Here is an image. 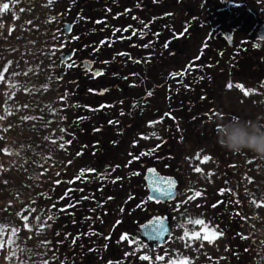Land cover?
I'll return each mask as SVG.
<instances>
[{"label":"rangeland","instance_id":"1","mask_svg":"<svg viewBox=\"0 0 264 264\" xmlns=\"http://www.w3.org/2000/svg\"><path fill=\"white\" fill-rule=\"evenodd\" d=\"M256 2L252 5L254 8L247 13L253 15L258 12L259 19L264 20V0H260L258 4ZM179 4H181V0H175V8ZM62 9L65 10V5L62 8V0H0V264H56L55 260L48 259L47 255L50 250L47 249L44 252V247H50L54 243L49 241V236L53 235L55 231L58 206L65 202L64 199L61 203L59 200L53 202L51 199L55 192L59 196L60 183L58 182H60V174L65 172L64 166L71 168V158H67L71 144L67 143V138L70 134L68 129L71 130L68 124H70L72 116L68 110H65L67 111L65 115L57 105L60 100H63L66 84L74 87L78 83L76 81L70 84L68 80L75 78L80 83L90 80L92 77L89 74V77L82 80L81 68H76L74 61L65 64L59 63L60 50L58 46L61 43H67V39L61 35V21L63 18L76 21V14L80 13L79 10H73L72 7L68 10V14ZM172 10L173 8L169 7L168 13H171ZM202 11L198 10L192 15L189 14L192 27L188 26V32L183 29L186 32L185 39L190 36L191 40L187 41L189 46L188 49H183L184 54L178 56L197 53L198 43L194 41L192 33L198 27H196L198 22L200 23L203 18H208L205 13L202 14ZM84 16L91 17V13H82L83 18ZM127 16L125 17L126 22ZM89 20V24L92 23V20ZM117 20L118 17L111 13L105 16V21L102 24L97 23L90 28L80 26L72 34L78 37L77 40L82 39L81 45H86L93 39L99 41L95 46L92 44L86 46L88 49L83 47L85 54L91 53L95 65L104 68L107 74L100 77L97 80L98 83H102L108 77H112L114 82H118V87L120 82L119 90L118 88L113 89L116 97H113L114 101L111 102L112 107L109 109L111 115L114 109L118 108V106L114 108L115 103L121 102L122 97L128 93L135 95L136 90L132 89L135 88V86H131L132 83L135 85L137 83L139 86L141 84L137 81L142 83L143 92H147L150 96L154 82H157L156 92L157 89L162 91L161 72L155 71L153 76H148V79L144 78L151 66L148 63L151 59L159 60L161 56L163 59L173 58L169 56L172 48L163 44L165 42H162L161 37L159 43L163 46L158 49H161L163 54L158 53V49L155 52V49L146 46L147 39L151 38L147 29L144 31L143 37L135 33V37L130 35V37L123 36V39H119V28L114 26ZM132 21V27L129 30L140 25V17H136ZM87 23L88 19L82 21V24L88 25ZM211 24L214 32H217L219 26L215 24V21ZM175 32L180 33V30L177 29ZM161 33L165 34L163 28ZM189 33L190 35H188ZM214 35L215 39L218 34ZM162 36L165 39V35ZM130 45H134V47ZM216 45L218 46V43ZM120 52L123 54L120 55ZM8 60L9 62H7ZM210 63L211 65L205 72H200L197 75L200 81L198 83L200 93L211 89L217 75L218 83L225 77L227 78L226 70L217 73L219 69L221 71L222 64L218 61ZM163 64L165 65L163 72H167L172 66V63L164 62ZM241 69L238 63L234 64L231 70L228 69L230 72L227 74H231L230 77L239 76ZM62 70L66 72V81H60L57 78ZM263 78L264 73L261 78L248 76L247 79L242 80L243 82L239 80L238 83L231 85L221 96L220 105L225 110H236L242 116H249L251 121L264 123V88L261 86ZM127 97L131 99L134 96ZM51 100L56 101L49 103ZM53 106L55 108H52ZM80 113L81 116L86 114L85 112ZM60 114L59 120L55 116ZM150 115L151 113L146 117H150ZM229 117V115L224 116V118ZM79 120L81 121V118ZM161 124L159 123V126ZM84 128L85 126L82 125L73 127L76 132L80 130L81 134H84ZM48 132L51 134H47ZM158 134L160 138L158 142L162 144V152L165 151L166 154V146L174 143V140L178 142L183 140V138L179 140L178 136L175 138L176 134L170 131L164 134L163 132L159 133L158 130ZM185 134L180 131L179 137ZM166 136L168 138L164 140ZM185 137L190 136L186 135ZM147 141L155 142H151L150 139ZM194 142H196L195 137ZM184 143L186 147L185 141L182 146ZM141 144H145L144 140H141ZM93 147L90 145L83 148L85 156L82 162L87 163L86 160L92 158L88 151ZM219 151L220 148L217 151L206 149V151L200 150L184 155L185 159L182 162L186 161L188 164L185 167L189 169L190 180L189 176L185 177L184 187L182 185L178 199L166 207L158 206L154 209L159 212L167 210L175 216L174 232L165 247H168L166 254L171 252L169 247H175L178 250L175 253L179 262H175L178 261L175 257H173V262H168L169 255H167L162 260V264H184L180 263L183 258L188 259L187 264H226L230 255L238 252L237 244L232 237L246 234V225L241 226V222L247 220L243 217L238 206L235 208L239 213L232 211L233 208L230 206L233 197L232 190L226 187L220 188L219 192H216L221 181L227 179L230 181L231 178V176L219 173L228 156H226L228 150L223 151L225 154ZM98 152L101 153L99 148ZM177 156L181 155L177 154ZM205 157L208 159L206 160ZM238 157L242 161L239 162L241 173H236L237 177L233 178V181H238V183L230 181L229 184L237 185L238 195L240 194L239 200L247 202L250 223L258 226L256 240L254 239L252 246L255 248L258 245L260 249L261 244L264 246V156L245 150L238 153ZM247 157L251 158L249 162ZM158 160L169 164L171 158L166 159L165 156L158 154ZM61 161L63 165H61ZM87 164L93 167L96 166V161L92 159ZM66 172L69 173H64V177H62L64 179L71 178V169ZM54 174L56 175L54 176ZM78 185L77 195L74 197L80 200L85 181H79ZM111 202H108V205ZM215 202L218 205L212 204ZM70 208L71 206L68 207V209ZM77 209L82 208L72 206L66 213L70 220L76 217L81 218L80 211H78V215L70 214ZM199 213L208 214L211 217V223L208 220H202ZM236 219H238L237 227L234 225ZM196 220H202L203 224L194 223ZM49 222L50 225L52 223V227L46 226ZM80 228L85 230L84 225H81ZM252 228L249 235H255V229ZM226 234L230 235L233 243ZM95 237L93 239H96ZM117 237L119 235H115V238ZM86 238L77 240L73 249L70 246L71 238L65 237V248L68 250L66 264H68L69 258L70 263H79L80 255L83 253H86V256H91L92 259L101 258V250L96 248L91 252L90 245L85 244ZM119 238V247L123 250L139 247L133 230ZM101 240L102 237L99 242ZM249 254L250 252L246 251L245 260L250 257ZM110 255V251L105 252V257ZM120 260L121 255H113L110 262L111 264H121ZM231 260V264L238 262L236 258ZM263 260V258L260 259L258 264H264ZM62 264H65L64 260H62Z\"/></svg>","mask_w":264,"mask_h":264},{"label":"trees","instance_id":"2","mask_svg":"<svg viewBox=\"0 0 264 264\" xmlns=\"http://www.w3.org/2000/svg\"><path fill=\"white\" fill-rule=\"evenodd\" d=\"M83 2V1H82ZM87 18V17H86ZM149 65H151L150 67H149V70H148V73L147 74H149V75H153L154 73H155V70H157V65H158V72H162L163 73V70H164V68H165V65L164 64H162V63H157V62H149L148 63ZM242 64H243V61H242ZM243 65H245V63L243 64ZM185 67H188L189 65L188 64H185L184 65ZM247 66V65H246ZM246 66H245V68H246ZM153 67V68H152ZM159 67H161V69L159 70ZM168 75H167V73H166V75L164 76H162L163 77V80H161V82H162V84H161V88H162V91L161 90H159V92H158V98H159V106H158V109H161V110H164L163 112H165V113H167V112H169V108H168V106L167 105H163V102H162V98H163V100L165 99V97H167V95H168V92H169V89L167 90V88H168V79H166V77H167ZM174 82L175 81H173V83L171 84V88H172V86H173V84H174ZM174 88L177 90V92H181V94H183L184 93V90H185V85H182V83L181 82H178V83H176L175 85H174ZM209 96H213V91L211 92V93H207V95L206 94H204V95H199V96H194V97H192V98H190V100H189V102H188V105H185L184 106V108H182L183 110H180V111H171V113L172 114H174L175 116H176V119H178V120H191V118H190V111L188 112L187 111V109H189L190 108V110L193 108V107H195V106H198V105H201V104H204V111H199V112H197L195 115H194V117H192V120H203L204 118H206V115H205V113L206 112H208V109L209 108H207V105H208V103H209V101L211 100L210 98H209ZM56 100H51V101H49V103H52V102H55ZM48 103V104H49ZM215 108L217 109V107H216V105H215ZM200 109V108H199ZM205 110H207L206 112H205ZM205 112V113H204ZM215 112H223V113H227V111L226 110H218V111H215ZM208 116V115H207ZM200 117V119H197V118H199ZM243 118L245 119V120H248V116H243ZM198 129V128H197ZM204 129V128H203ZM193 132V130L191 129V134H190V137H187L186 139H185V142L186 143H188L189 144V147H196L198 144H199V141H200V137H202V134H200V133H202V132H199L198 134V138H199V140H198V142H194V137H195V134H193L192 133ZM47 134H51V132H48ZM46 134V135H47ZM204 134V137H205V139L207 140V143H210L211 141H213V139L215 138V133H210V132H204L203 133ZM197 135V134H196ZM126 143V142H125ZM116 150H118V151H122L123 152V154L121 155V156H116L115 155V157H114V159H116V161H119V162H121L122 163V165L123 164H125V162H126V157H125V155L127 154V151H128V149H126V150H121V146H120V144L118 145V147L116 148ZM64 163H65V159H64ZM64 168H65V166H64ZM123 170H124V165H123ZM126 174H124L123 176H122V179H123V181L120 183V184H118L117 182H118V180L119 179H117L116 181H114L113 183L114 184H116L117 183V185L116 186H119L118 188H119V196H127L129 193H130V190H129V188H130V184H129V181H128V177L127 176H125ZM64 182V181H63ZM65 183V182H64ZM109 183H112L111 181L109 182ZM104 184H106V183H102V185H104ZM96 185H99V183H96L95 185H94V190L91 192V199L90 198H88L89 197V193H88V191H87V189H86V187L85 186H82V188H83V200H87L88 199V201H86L85 202V206H87L88 208V210L93 214V218L94 219H96L97 220V218H99L98 216H100L102 213H100V211L102 210V207H101V205H102V201H100V200H98V198H94L93 196H95V195H97V196H100L101 194H102V192H101V190L100 189H97L96 188ZM71 185H69L68 187H66V184H65V186H64V190H66V189H70L71 187H70ZM99 186H101V185H99ZM102 189H104V188H102ZM111 190H109V192H110ZM107 192V189L105 190V192H103V194H105ZM102 194V195H103ZM100 213V214H99ZM106 215H107V213H103V216H104V218H102V220H104L105 219V217H106ZM101 217H102V215H101ZM80 225V224H79ZM78 225V226H79ZM81 225H84L85 226V230L83 231V232H87V225L85 224V223H82ZM92 226V225H91ZM71 227H73V226H71ZM73 236V240H75V239H78L79 238V236H77V235H72ZM256 236V235H255ZM72 240V239H71ZM86 241H87V238H86ZM261 253H262V251H260ZM260 253V254H261ZM264 255V253L262 254V255H260V256H263ZM263 259H264V257H263Z\"/></svg>","mask_w":264,"mask_h":264},{"label":"clouds","instance_id":"3","mask_svg":"<svg viewBox=\"0 0 264 264\" xmlns=\"http://www.w3.org/2000/svg\"><path fill=\"white\" fill-rule=\"evenodd\" d=\"M216 137L217 143L230 152L247 150L264 156V123L229 119L217 125Z\"/></svg>","mask_w":264,"mask_h":264},{"label":"water","instance_id":"4","mask_svg":"<svg viewBox=\"0 0 264 264\" xmlns=\"http://www.w3.org/2000/svg\"><path fill=\"white\" fill-rule=\"evenodd\" d=\"M71 24L68 22L64 23L63 29H64V34H69L71 31ZM257 34L259 38L264 39V23L261 24L258 28ZM72 56V53L67 54L66 56L61 55L62 60H66L67 58H70ZM84 67L86 69H91L92 67V62L90 60H85L84 61ZM95 73H100V70H96ZM64 73H60V78H62ZM147 181L149 185L152 187L151 188V193L150 197L156 200L162 199L160 195H164L166 198L165 199H171L173 198L174 194V182L175 179L173 177L169 176H164L158 173L156 170L151 169V171L148 170L147 174ZM177 181L175 182L176 185ZM158 188H163L164 191H158ZM150 222V221H149ZM147 222L146 224L143 225L144 230H152L153 227H156L158 230L155 232V234L159 239L165 238L171 231V226H170V218L169 216H165V218H154L151 220V224ZM145 225H149L148 227H145Z\"/></svg>","mask_w":264,"mask_h":264},{"label":"snow or ice","instance_id":"5","mask_svg":"<svg viewBox=\"0 0 264 264\" xmlns=\"http://www.w3.org/2000/svg\"><path fill=\"white\" fill-rule=\"evenodd\" d=\"M97 75H99V73H97ZM205 159L207 160L208 159V157H205ZM149 171H151V169H149ZM158 191H161V192H163L164 191V189L163 188H158L157 189ZM194 223H196V224H203V221L202 220H196V221H194ZM149 224H151V221L149 222ZM149 225H145V227H148ZM153 232H156L158 229L156 228V227H153ZM214 231V230H213ZM142 259H148V257H142ZM184 264H186V262H184Z\"/></svg>","mask_w":264,"mask_h":264},{"label":"flooded vegetation","instance_id":"6","mask_svg":"<svg viewBox=\"0 0 264 264\" xmlns=\"http://www.w3.org/2000/svg\"><path fill=\"white\" fill-rule=\"evenodd\" d=\"M140 215H141V212H140ZM140 219H142V217Z\"/></svg>","mask_w":264,"mask_h":264}]
</instances>
